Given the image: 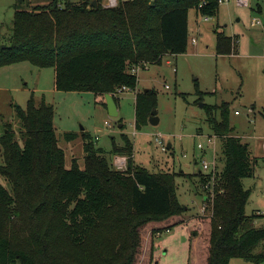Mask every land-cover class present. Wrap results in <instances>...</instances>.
Listing matches in <instances>:
<instances>
[{
  "label": "trees",
  "instance_id": "obj_1",
  "mask_svg": "<svg viewBox=\"0 0 264 264\" xmlns=\"http://www.w3.org/2000/svg\"><path fill=\"white\" fill-rule=\"evenodd\" d=\"M93 1L54 0L33 9L18 8L16 2L12 35L0 44V68L25 61L53 67L57 90L102 97L111 93L119 105L120 92L138 88L133 67L144 69L160 64L166 55L186 53L190 11L216 17L221 4L119 0L106 7L101 0L97 6ZM257 11L263 13L260 4ZM215 33L216 53L233 54L237 38L224 30ZM145 89L136 95L138 130L149 124L157 108L156 89ZM203 106L221 142L218 160L223 162L216 177L205 264H230L233 258L261 264L264 223L257 226L255 220L264 215L246 213L251 191L243 184V178L254 175L257 158L233 132L228 103ZM15 109L18 134L9 122L0 134V175L10 187L0 184V264H136L147 226L159 223V233L185 222L179 217L188 210L178 197L179 174L151 172L135 164L134 143L126 133L121 135L124 145L113 141L107 153L83 131L84 167L74 157L67 168L54 124L55 106L32 93L26 107L15 104ZM79 136L65 134L68 140ZM114 155L127 157L126 169L114 166ZM199 176L204 187L209 175ZM171 218L172 223L160 224Z\"/></svg>",
  "mask_w": 264,
  "mask_h": 264
},
{
  "label": "rangeland",
  "instance_id": "obj_2",
  "mask_svg": "<svg viewBox=\"0 0 264 264\" xmlns=\"http://www.w3.org/2000/svg\"><path fill=\"white\" fill-rule=\"evenodd\" d=\"M53 1L0 0V44L8 43L12 35L16 2L18 8L33 9ZM258 4L263 13L257 11ZM255 19L261 23L253 25ZM189 22L187 52L166 55L160 64H148L138 73L140 89L157 91L156 110L160 119L157 125L149 123L140 130L135 126V95L132 91L123 94L119 102L121 112L118 117H113L103 105L102 98L93 92L57 90L53 67L42 68L25 61L0 70L6 74L0 76V86L9 87L0 89V134L8 122L18 134L15 104L26 107L34 93L37 100L44 97L55 106L54 124L59 145L66 152L67 168L72 166L74 157L84 167V147L81 136L68 140L66 133L88 132L108 153L113 141L119 142L121 133L125 132L134 143L137 165L151 172L179 174L176 177L178 197L188 207L179 217L185 222L159 234V223L147 226L136 264H205L212 213L210 210L202 212L206 190L199 174L204 171L203 162L212 161L214 155L219 170L223 166L218 160L222 155L221 142L214 137L207 121L205 104H229L233 132L249 144L252 156L257 158L254 175L243 178L244 187L251 191L246 213L264 215V0H250L248 6L238 4V0H228L220 4L218 15L209 20H203L196 10H191ZM215 29L237 38L233 54L216 53ZM192 37L198 39L197 44L192 42ZM121 123L124 128L120 127ZM210 135L215 144L209 145ZM157 138L165 144L171 142L173 146L163 151ZM199 143L205 145V150L198 147ZM123 145L122 141L120 146ZM1 163L3 151L0 144ZM0 184L10 188L1 175ZM173 220L160 224H169ZM255 222L257 226L263 225L264 216ZM230 264L254 263L233 258Z\"/></svg>",
  "mask_w": 264,
  "mask_h": 264
},
{
  "label": "built area",
  "instance_id": "obj_3",
  "mask_svg": "<svg viewBox=\"0 0 264 264\" xmlns=\"http://www.w3.org/2000/svg\"><path fill=\"white\" fill-rule=\"evenodd\" d=\"M227 1L228 0H220L221 3L227 2ZM101 2L106 7H113V6H116L118 4L119 0H105V1L101 0ZM249 3H250V0H238V4L243 5V6H248ZM60 6L62 7L63 4H60ZM209 18H211V17L202 16L203 20H209ZM259 23H261L260 20H258V19L253 20V25H256ZM192 42L194 44H197L198 39L196 37H194V38H192ZM145 67H147V65ZM141 69H142V67H141V65H139V66L133 67L132 72L138 74ZM125 90H129V89L126 88ZM214 137L218 138L216 135H214ZM157 141H158L159 145H161V149L163 151L168 150L169 144H165L160 138H157ZM208 143H209V145L215 144V140H213L212 135H210L208 137ZM198 147L201 150H205V145L203 143H199ZM263 148H264V142H263ZM113 164L117 169H122V170L126 169L125 157L116 156L114 161H113ZM202 168L205 171V173H204V171H203V173L206 175H209V177L207 176L209 179L204 186V189L206 190V198L204 199V205L202 207V212L204 213L207 210H210L212 215H213L214 198H215V193H216V191H215L216 177H217L218 172H219V166L217 164L216 155H214L213 160L210 162L205 160L202 164ZM167 230H169V229H167Z\"/></svg>",
  "mask_w": 264,
  "mask_h": 264
},
{
  "label": "water",
  "instance_id": "obj_4",
  "mask_svg": "<svg viewBox=\"0 0 264 264\" xmlns=\"http://www.w3.org/2000/svg\"><path fill=\"white\" fill-rule=\"evenodd\" d=\"M93 5L97 6L98 5V1L94 0L93 1ZM145 90H148V88H146ZM105 103L108 109V112L111 116L113 117H118L119 115V108H118V104L114 98V96L111 93H106L105 94ZM160 119L157 115V110L154 109L151 112V115L149 117V123L152 125H157L159 123ZM238 125V124H237ZM123 124H120V127H122ZM169 148H171V144H169Z\"/></svg>",
  "mask_w": 264,
  "mask_h": 264
},
{
  "label": "crops",
  "instance_id": "obj_5",
  "mask_svg": "<svg viewBox=\"0 0 264 264\" xmlns=\"http://www.w3.org/2000/svg\"><path fill=\"white\" fill-rule=\"evenodd\" d=\"M262 10H263V8H262ZM189 24H190V22H189ZM192 38H194V37H192ZM14 65V64H13ZM8 66H11V65H8ZM7 66H4V67H1L0 68V70L1 69H4V68H6ZM0 76H6V74L5 73H0ZM139 84H140V79H139ZM139 84H138V86H139ZM0 89H2V90H7V89H9V87H7V86H0ZM140 90H142V89H140L139 87L137 88V90L136 91H132V93H134V97H135V102H136V95H137V91H140ZM130 92L131 90H126L125 92H120L119 94H118V98H119V102H120V100L121 99H123V94H125V93H127V92ZM99 96V95H98ZM100 98H102V102H103V100H105V97H102V96H99ZM28 102V101H27ZM118 108H119V113L121 112V108H120V104L118 105ZM238 126H239V124H238ZM122 133H125V132H122ZM122 133H121V135H122ZM79 134V133H78ZM128 135V134H127ZM80 136H81V134H80ZM112 138H114V136H112ZM97 139H99V137H96V140ZM117 144H121L122 143V138H121V140L118 142V141H115ZM169 144H171V147L173 146L172 145V143L171 142H169ZM83 147H84V142H83ZM111 150V149H110ZM116 156H119V155H114L113 156V161H114V159H115V157ZM121 157H125V161H126V164H127V157L126 156H121ZM133 159H134V163H135V156L133 155ZM136 164V163H135ZM202 172V171H201Z\"/></svg>",
  "mask_w": 264,
  "mask_h": 264
}]
</instances>
